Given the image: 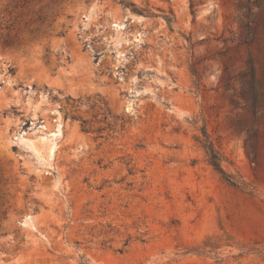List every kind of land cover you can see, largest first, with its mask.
<instances>
[{
  "label": "rangeland",
  "instance_id": "1",
  "mask_svg": "<svg viewBox=\"0 0 264 264\" xmlns=\"http://www.w3.org/2000/svg\"><path fill=\"white\" fill-rule=\"evenodd\" d=\"M0 264H264V0H0Z\"/></svg>",
  "mask_w": 264,
  "mask_h": 264
},
{
  "label": "trees",
  "instance_id": "2",
  "mask_svg": "<svg viewBox=\"0 0 264 264\" xmlns=\"http://www.w3.org/2000/svg\"><path fill=\"white\" fill-rule=\"evenodd\" d=\"M81 129L86 133L98 132L97 130H93L89 124L85 121H81ZM199 146L204 150L207 163L211 166V168L220 175V177L231 187H237L236 182L233 180L232 176L226 173L222 167L223 155L219 149L216 148L214 143L207 136L206 132L202 131V139L196 140Z\"/></svg>",
  "mask_w": 264,
  "mask_h": 264
}]
</instances>
